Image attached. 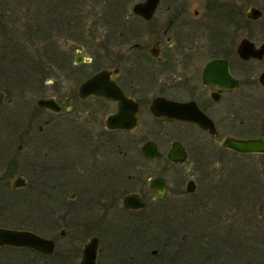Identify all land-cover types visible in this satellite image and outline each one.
Masks as SVG:
<instances>
[{"label":"flooded vegetation","instance_id":"obj_1","mask_svg":"<svg viewBox=\"0 0 264 264\" xmlns=\"http://www.w3.org/2000/svg\"><path fill=\"white\" fill-rule=\"evenodd\" d=\"M0 72V229L36 238L0 264L154 263L198 168L264 122V0H0Z\"/></svg>","mask_w":264,"mask_h":264},{"label":"rangeland","instance_id":"obj_2","mask_svg":"<svg viewBox=\"0 0 264 264\" xmlns=\"http://www.w3.org/2000/svg\"><path fill=\"white\" fill-rule=\"evenodd\" d=\"M7 1L23 6L25 0ZM24 71L17 73V80ZM1 77L0 72L3 87L6 79ZM263 124V120L257 124L260 132L242 131L241 137L263 135ZM0 129L8 130L9 122L0 120ZM221 157H212L206 170L198 168L197 176L198 180H221L219 190L215 189L218 181L214 186L204 185L206 188L185 195L180 205L172 208L174 214L160 217L158 225L167 244L162 240L158 257L149 264H264V154L224 152ZM215 161H219L217 167ZM160 168L169 179L176 174L163 160ZM206 231L214 233L213 240L205 237ZM153 248L156 246L150 250Z\"/></svg>","mask_w":264,"mask_h":264},{"label":"water","instance_id":"obj_3","mask_svg":"<svg viewBox=\"0 0 264 264\" xmlns=\"http://www.w3.org/2000/svg\"><path fill=\"white\" fill-rule=\"evenodd\" d=\"M48 101L45 99L39 100L40 105H45ZM223 145L239 153H264V137L256 138H235L227 137L224 139ZM171 160H176L174 152L169 154ZM163 178L156 177L154 183H162ZM14 187H18L24 183L22 177L14 179ZM160 195H163L162 192ZM0 236L4 239L2 243H13L16 245H28L32 243V238L35 235L26 231H13L7 229H0ZM36 239V238H35Z\"/></svg>","mask_w":264,"mask_h":264}]
</instances>
